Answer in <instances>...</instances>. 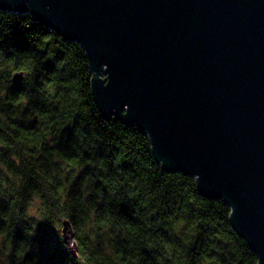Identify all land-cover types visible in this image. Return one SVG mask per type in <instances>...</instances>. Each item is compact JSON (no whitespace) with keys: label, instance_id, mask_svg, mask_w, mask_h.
Returning <instances> with one entry per match:
<instances>
[{"label":"trees","instance_id":"obj_1","mask_svg":"<svg viewBox=\"0 0 264 264\" xmlns=\"http://www.w3.org/2000/svg\"><path fill=\"white\" fill-rule=\"evenodd\" d=\"M92 78L79 43L0 11V264H259L223 200L102 116Z\"/></svg>","mask_w":264,"mask_h":264},{"label":"water","instance_id":"obj_2","mask_svg":"<svg viewBox=\"0 0 264 264\" xmlns=\"http://www.w3.org/2000/svg\"><path fill=\"white\" fill-rule=\"evenodd\" d=\"M0 11L79 43L102 116L137 126L164 171L223 200L264 264V0H0ZM62 233L78 257L70 221Z\"/></svg>","mask_w":264,"mask_h":264}]
</instances>
